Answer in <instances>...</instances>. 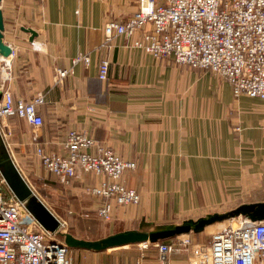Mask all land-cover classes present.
<instances>
[{"label": "crops", "instance_id": "crops-1", "mask_svg": "<svg viewBox=\"0 0 264 264\" xmlns=\"http://www.w3.org/2000/svg\"><path fill=\"white\" fill-rule=\"evenodd\" d=\"M0 9L2 42L11 49L9 57L0 56V62H9L6 81L0 63V89L15 99L44 98L41 128L34 132L19 119L4 120L9 135L3 142L41 201L40 187L78 210L99 206L85 187L102 178L78 172L66 186L48 175L35 155L36 148L61 153L66 134L77 131L136 164L122 180L139 192L140 203L115 207L113 227L138 230L127 227L264 203V100L235 98L227 82L155 59L131 47V40L116 36L107 41L105 25L125 21L137 11L138 0H2ZM23 29L35 37L30 40ZM78 56L89 63L74 64ZM102 59L110 64L105 83L97 79ZM58 70L72 74L58 82ZM3 191L12 194L6 184ZM42 203L63 222L56 215L63 208L54 211ZM170 261L188 264L181 252L172 253Z\"/></svg>", "mask_w": 264, "mask_h": 264}, {"label": "built area", "instance_id": "built-area-1", "mask_svg": "<svg viewBox=\"0 0 264 264\" xmlns=\"http://www.w3.org/2000/svg\"><path fill=\"white\" fill-rule=\"evenodd\" d=\"M104 34L107 41L116 36L131 40V47L155 59L209 71L227 82L235 98L264 100V0H166L162 5L138 0L137 11L123 22L107 23ZM78 62L88 64L89 58L78 56L73 63ZM0 63L6 81L9 62ZM109 66L107 59L98 63V81H108ZM69 74L71 70H58L56 79ZM0 95L1 126L4 120L19 119L34 132L41 128L42 95L15 99L4 88ZM5 128H0L2 139L9 135ZM35 155L44 171L66 186L78 172L102 178L85 191L99 200L95 214L104 222L112 220L115 207L140 203L139 192L122 180L136 164L83 132L69 131L61 153L36 148ZM4 184L0 175V264H77L59 235L51 237L12 194H4ZM140 245L146 249L149 244ZM152 245L159 264H172L175 252L185 253L188 264H264V220L232 219L208 243H195L183 235Z\"/></svg>", "mask_w": 264, "mask_h": 264}, {"label": "water", "instance_id": "water-1", "mask_svg": "<svg viewBox=\"0 0 264 264\" xmlns=\"http://www.w3.org/2000/svg\"><path fill=\"white\" fill-rule=\"evenodd\" d=\"M2 0H0L1 4ZM31 35L32 40L35 32L30 29H23ZM3 17L0 9V56L7 58L11 54V49L3 44ZM0 172L2 178L12 195L19 201L24 209L36 220V222L51 237L59 235L64 244L70 250H84L91 253H102L109 250L121 249L139 244H156L168 241L183 235L200 234L207 227L216 223L232 220L238 217L247 218L251 222L264 220V203L244 204L238 208L224 213L208 215L197 221L188 220L181 225L160 226L153 231L131 230L108 236L98 241H87L77 239L71 234H61V222L50 212V210L36 196L31 187L24 180L20 172L11 160L3 139L0 136Z\"/></svg>", "mask_w": 264, "mask_h": 264}, {"label": "rangeland", "instance_id": "rangeland-1", "mask_svg": "<svg viewBox=\"0 0 264 264\" xmlns=\"http://www.w3.org/2000/svg\"><path fill=\"white\" fill-rule=\"evenodd\" d=\"M197 72H199L200 74H207L213 79L226 84L223 79L211 72H204L202 70H198ZM37 189L38 188H36L37 195L48 207H50V209L56 211L57 209L55 210V206L63 208V211L61 212L56 211V215H58V217L63 221V226L60 229L61 234L69 233L77 239L98 241L108 236L119 233V231L120 233L126 231V228L124 227H113L112 220L110 221L112 223L101 222L97 218L95 211L92 209L82 211L78 210L76 207H69V205L66 204V201L64 199H61L56 192L52 191L50 193L49 191H45L43 189L41 190V187L40 190ZM206 217H195L191 220L197 221L200 218ZM163 218L164 219L162 221L157 222L159 223L157 225H152L151 223L141 221L138 225H131L132 227L127 228H136L142 231H152L160 226L175 225L176 223H180L178 225H181L183 222L188 221L186 219L182 220V218L180 217H174L171 215H169L168 218ZM228 221H224L225 223H217L215 225H212L211 227H207L205 231L199 235L191 233L189 236L195 243H208L213 233L219 232L226 226H228ZM59 239H61V236H59ZM69 256L71 257L72 261L77 264H136L137 262H139L140 264H157V250L152 244H149L146 249H143L139 244L121 249L109 250L102 253H91L83 250H71L69 252Z\"/></svg>", "mask_w": 264, "mask_h": 264}, {"label": "bare ground", "instance_id": "bare-ground-1", "mask_svg": "<svg viewBox=\"0 0 264 264\" xmlns=\"http://www.w3.org/2000/svg\"><path fill=\"white\" fill-rule=\"evenodd\" d=\"M4 77H6V75H5V74H3V78H4ZM141 246H142V245H141Z\"/></svg>", "mask_w": 264, "mask_h": 264}, {"label": "trees", "instance_id": "trees-1", "mask_svg": "<svg viewBox=\"0 0 264 264\" xmlns=\"http://www.w3.org/2000/svg\"><path fill=\"white\" fill-rule=\"evenodd\" d=\"M173 240V239H172ZM70 250V249H69Z\"/></svg>", "mask_w": 264, "mask_h": 264}]
</instances>
